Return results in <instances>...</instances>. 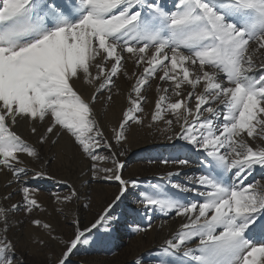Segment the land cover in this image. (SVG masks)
Wrapping results in <instances>:
<instances>
[{
    "label": "snow or ice",
    "instance_id": "6c2138e0",
    "mask_svg": "<svg viewBox=\"0 0 264 264\" xmlns=\"http://www.w3.org/2000/svg\"><path fill=\"white\" fill-rule=\"evenodd\" d=\"M121 77L134 81L128 107L106 138L93 109L98 99L119 94ZM152 80L161 83L147 120L138 114ZM21 121L40 144L56 146L68 136L91 161L93 180L119 184L90 227L77 224L74 237L61 241L55 264H67L85 233L109 221L125 197L130 181L118 157L126 131L160 122L172 132L167 139L202 154L204 170L189 177V186L172 184L198 200L182 203L158 185L140 199L145 208L182 218L159 264H264V184L248 182L257 166L264 168V0H172L171 7L162 0H0V168L16 181L28 174L22 156L39 161L15 131ZM37 124L45 125L42 132ZM44 175L42 168L34 172ZM20 191L23 211L41 208L28 187ZM0 218V264H20L4 209ZM32 224L56 239L49 224Z\"/></svg>",
    "mask_w": 264,
    "mask_h": 264
},
{
    "label": "rangeland",
    "instance_id": "374dc122",
    "mask_svg": "<svg viewBox=\"0 0 264 264\" xmlns=\"http://www.w3.org/2000/svg\"><path fill=\"white\" fill-rule=\"evenodd\" d=\"M162 2L166 7H171L172 0ZM127 67L129 71L134 70L131 64ZM133 82L121 77L117 80L119 94L114 92L111 102L98 99L94 105L97 123L106 138L112 136V129L117 127L122 119V110L128 107L127 96ZM159 83L161 82L158 80H152L143 90L147 101L143 105L144 112L138 115L146 117L147 120H150L157 97L156 86ZM88 94L90 90L85 92V95ZM44 126L37 124L41 132ZM165 127L160 122L153 128L133 125L126 131L127 140L120 148L124 155L118 158L124 165L123 178L130 181L128 191L115 207L109 221L98 230L93 229L91 233H85V237L73 250L67 264H159L164 241L179 228L182 218L172 214L166 216L159 209L154 211L145 208L140 199L143 194L155 191L153 185H158L168 193H175L181 198L182 203L198 200L200 198L194 193L181 192L173 188L172 184L189 186V177L204 170L201 163L202 154L188 152L187 148L190 146L183 140L167 139L172 132L163 131ZM15 131L29 146L36 149L39 161L22 156L28 174L19 181L13 180L7 169L0 168V185H4L5 191L10 187L16 192L15 194L12 192L11 195H7L6 192V195L0 193V209L5 210L8 222L7 238L15 245V256L20 264H55L56 258L64 250L61 241H70L74 237L77 224L81 230L90 227L118 194L119 184L116 181L93 180L88 167L91 161L83 158L68 136H62L59 143L52 146L50 143L40 144L38 135L31 133L30 124L27 122L21 121ZM100 154L111 155L107 149H101ZM180 159H188L189 164L171 163L172 160ZM162 160L170 162L164 164ZM106 166H111L110 160ZM41 168L45 175L34 178V172ZM169 172L174 175L168 177ZM131 181H135V184L133 185ZM251 181L264 184V168L257 166L248 178V182ZM25 186L33 192L41 205V208L34 209L31 213L23 211V196L20 189ZM73 191L77 195L71 201L65 202L63 198ZM57 197L60 199L57 200ZM80 198H83V201ZM13 204L20 207L13 209L11 207ZM58 212H62L60 220H57L60 216ZM32 220L49 224L52 236L56 239H52L42 228L33 225ZM2 222L3 218H0V223ZM39 240H43L44 244L35 242Z\"/></svg>",
    "mask_w": 264,
    "mask_h": 264
},
{
    "label": "bare ground",
    "instance_id": "6f19581e",
    "mask_svg": "<svg viewBox=\"0 0 264 264\" xmlns=\"http://www.w3.org/2000/svg\"><path fill=\"white\" fill-rule=\"evenodd\" d=\"M132 176H134V175H132ZM125 178H126V176H125ZM9 182H10V181H9ZM15 182H16V181H15ZM87 182H88V181H87ZM11 183H12V182H11ZM84 184H86V183H84ZM3 186H4V185H0V193H1V194H5V192H6V194L8 193L7 195H9V194L11 195L12 192H14L13 189H10V187H7V190L5 191V189H4ZM17 186L20 187V185H17ZM78 186H79V185H78ZM80 187H81V186H80ZM84 188H85V187H84ZM76 190H77V189H76ZM82 191H83V190H82ZM84 191H85V190H84ZM15 193H16V192H14V194H15ZM83 193H84V192H83ZM6 194H5V195H6ZM83 196H84V194H83ZM80 199H81V198H80ZM80 199H79V200H80ZM82 199H83V198H82ZM82 199H81V200H82ZM11 201H12V200H11ZM15 201H16V200H15ZM82 201H83V200H82ZM0 205H1V204H0ZM74 209H75V208H74ZM63 212H64V211H63ZM58 213H59V212H58ZM64 213H65V212H64ZM76 213H77V212H76ZM79 213H80V212H79ZM61 214H62V212L59 213L60 216H58V217L56 216V217H57V220H58V219H59V220L61 219V217H62ZM69 214H70V213H69ZM65 217H66V216H65ZM66 219H67V218H66ZM69 220H70V219H69ZM75 220H76V219H75ZM62 221H63V220H62ZM58 229H59V228H58ZM60 231H61V229H60ZM12 232L14 233L15 230H12ZM12 232H11V233H12ZM55 232H56V231H55ZM14 235L16 236L17 234H14ZM60 235H61V233H60ZM141 252H142V251H141ZM136 253H137V252H136ZM138 253H140V252H138ZM138 253H137V254H138ZM139 255H140V254H139ZM137 256H138V255H137ZM135 257H136V256H135ZM150 262H151V261H150ZM150 262H149V263H150Z\"/></svg>",
    "mask_w": 264,
    "mask_h": 264
}]
</instances>
